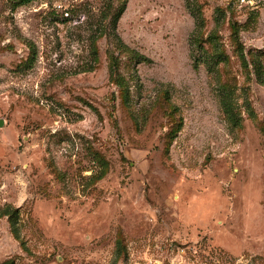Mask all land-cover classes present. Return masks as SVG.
<instances>
[{"label": "rangeland", "instance_id": "rangeland-1", "mask_svg": "<svg viewBox=\"0 0 264 264\" xmlns=\"http://www.w3.org/2000/svg\"><path fill=\"white\" fill-rule=\"evenodd\" d=\"M21 1L0 264H264V0Z\"/></svg>", "mask_w": 264, "mask_h": 264}, {"label": "trees", "instance_id": "trees-1", "mask_svg": "<svg viewBox=\"0 0 264 264\" xmlns=\"http://www.w3.org/2000/svg\"><path fill=\"white\" fill-rule=\"evenodd\" d=\"M31 0H23V1H21L20 3L21 4H26V3H29ZM196 10V9H195ZM123 11V10H122ZM199 26H202L203 24H204V20H203V18H202V15H201V11H200V8H199ZM121 14H122V12H120V14L114 19V22H113V27H114V29H116V27H117V24H118V20H119V18H120V16H121ZM233 30H234V34L235 35H237L236 33H238L237 32V30H236V26H233ZM135 57H136V61H137V63H141V62H143V61H146V58L144 57V56H141V55H139V54H136L135 53ZM219 57H221V56H219ZM113 67L115 68V70L116 71H118V65L116 64V63H114V65H113ZM116 81H117V83L120 85V86H125V80L123 79V77L122 76H120V75H118V73L116 74ZM224 90H227V89H225V88H223ZM16 214V213H15ZM10 264H14V262H11Z\"/></svg>", "mask_w": 264, "mask_h": 264}, {"label": "water", "instance_id": "water-1", "mask_svg": "<svg viewBox=\"0 0 264 264\" xmlns=\"http://www.w3.org/2000/svg\"><path fill=\"white\" fill-rule=\"evenodd\" d=\"M4 125L3 120H0V127H2Z\"/></svg>", "mask_w": 264, "mask_h": 264}]
</instances>
